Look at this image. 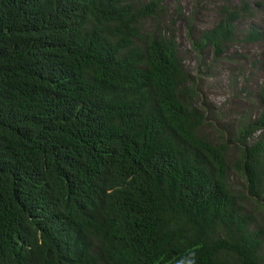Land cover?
<instances>
[{
  "label": "trees",
  "instance_id": "obj_1",
  "mask_svg": "<svg viewBox=\"0 0 264 264\" xmlns=\"http://www.w3.org/2000/svg\"><path fill=\"white\" fill-rule=\"evenodd\" d=\"M239 3L191 50L263 41ZM168 13L0 0V264H264V75L258 115L211 138Z\"/></svg>",
  "mask_w": 264,
  "mask_h": 264
},
{
  "label": "rangeland",
  "instance_id": "obj_2",
  "mask_svg": "<svg viewBox=\"0 0 264 264\" xmlns=\"http://www.w3.org/2000/svg\"><path fill=\"white\" fill-rule=\"evenodd\" d=\"M158 1L169 8L168 19L175 21L181 55L198 86V102L202 107L212 110L208 114V124L204 126L205 132L211 138H216L223 128L228 127V131L243 118H255L259 113L258 93L264 75V40L259 43H236L228 48L224 56L214 60L212 53L192 51L188 37L190 30L195 36V32L200 29L213 26L219 19L221 6L232 7L240 4L241 0ZM247 1L251 3L254 16L237 24L238 34L243 35L252 26L264 32V0ZM179 12L181 17L178 16ZM168 25L161 22L160 28L166 32ZM262 134L257 133L255 140H259ZM231 146L234 149L230 150V154H238L234 151L237 148L234 142ZM232 180L242 185V178L235 174Z\"/></svg>",
  "mask_w": 264,
  "mask_h": 264
}]
</instances>
